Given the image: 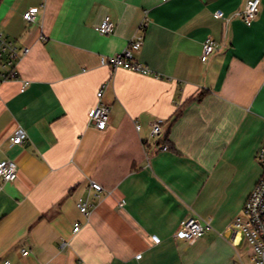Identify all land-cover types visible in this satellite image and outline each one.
<instances>
[{
  "label": "crops",
  "instance_id": "crops-1",
  "mask_svg": "<svg viewBox=\"0 0 264 264\" xmlns=\"http://www.w3.org/2000/svg\"><path fill=\"white\" fill-rule=\"evenodd\" d=\"M259 1L246 24L235 15L246 0H0V34L26 50L21 80L0 83V160L16 165L13 181L0 178V261L247 263L248 249L232 242L228 227L261 175ZM31 8L38 12L28 23ZM106 16L114 30L100 35ZM144 16L133 58L157 77L101 65L126 47ZM207 37L217 48L202 60ZM98 102L109 108L102 131L89 123ZM156 119L164 124L152 138ZM17 128L26 133L22 145L11 144ZM191 217L208 227L187 243L175 232Z\"/></svg>",
  "mask_w": 264,
  "mask_h": 264
},
{
  "label": "built area",
  "instance_id": "built-area-1",
  "mask_svg": "<svg viewBox=\"0 0 264 264\" xmlns=\"http://www.w3.org/2000/svg\"><path fill=\"white\" fill-rule=\"evenodd\" d=\"M259 0H246L243 8L235 13L244 23L250 24L258 15ZM38 12V8H31L23 14V19L26 22H32ZM216 18L222 19L225 23L228 18L224 17L220 11L214 13ZM148 24V18L140 21L136 32L129 39L126 47L120 52L102 56L100 58L101 65L108 66L112 69H125L141 75L155 76L150 69L133 58V53L138 51L143 44V33ZM115 23L106 16L102 22L96 27V31L100 35H109L114 30ZM217 48L215 41L207 37L202 43L201 59L205 60ZM25 49H20L16 43L3 37L0 34V83L13 82L21 80L17 70L21 55L25 53ZM21 89L23 92L27 86V81H21ZM98 99L102 96V89L96 93ZM109 122V108L98 102L92 110L89 123L96 129L102 131L106 129ZM164 121L156 119L149 124V134L152 138H156L161 134ZM139 130V125L135 126ZM26 139V133L22 128H17L11 138L12 145H22ZM162 150H166V145H161ZM256 162L261 169V175L256 182L254 188L245 201V204L240 212L230 223L228 230L232 234V242L236 245L245 242L248 253L246 264H264V139L256 153ZM16 177V165L10 160H0V178L3 181H13ZM90 187L95 191H101V186L91 182ZM77 208L82 214H87L88 205L81 200L76 203ZM208 223L201 221L199 218L191 217L186 219L177 231L175 237L187 243H193L195 240L202 237ZM80 228L79 223H74L73 233H76ZM152 241L154 238H151ZM21 256H26L28 252L21 249ZM0 264H11L10 260L3 259Z\"/></svg>",
  "mask_w": 264,
  "mask_h": 264
},
{
  "label": "rangeland",
  "instance_id": "rangeland-1",
  "mask_svg": "<svg viewBox=\"0 0 264 264\" xmlns=\"http://www.w3.org/2000/svg\"><path fill=\"white\" fill-rule=\"evenodd\" d=\"M242 245H243V244H242ZM244 245H245V246H244ZM244 245L242 246V250H243V252L247 250V246H246L245 242H244Z\"/></svg>",
  "mask_w": 264,
  "mask_h": 264
}]
</instances>
